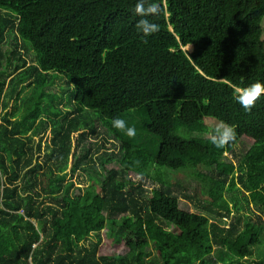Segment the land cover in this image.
Wrapping results in <instances>:
<instances>
[{"label":"trees","instance_id":"16d2710c","mask_svg":"<svg viewBox=\"0 0 264 264\" xmlns=\"http://www.w3.org/2000/svg\"><path fill=\"white\" fill-rule=\"evenodd\" d=\"M263 17L264 0H0V68L17 30L30 68L64 79L70 103L51 134L36 106L19 134L1 113L16 84L0 69V264H264V95L251 111L235 99L264 83ZM204 114L235 136L221 147L215 128L186 136L208 130ZM241 134L251 141L233 161ZM178 171L190 192L174 190ZM105 224L126 251H99Z\"/></svg>","mask_w":264,"mask_h":264},{"label":"rangeland","instance_id":"374dc122","mask_svg":"<svg viewBox=\"0 0 264 264\" xmlns=\"http://www.w3.org/2000/svg\"><path fill=\"white\" fill-rule=\"evenodd\" d=\"M21 42L25 45V50L21 48ZM183 48L190 50V47H187L186 45H184ZM2 50L6 58L0 69L6 72L7 75H12L14 77L12 83L16 84V88L7 95V103L1 110V113H6L7 117L11 121V124L16 125L19 134H25L28 132L31 123L36 119V117L32 115V111L36 106L38 108L39 115L48 118L50 121V127L47 129V135L51 134L54 130L58 129L59 120L65 111L70 109L68 95L65 94L62 98H60L59 91L60 87L64 83V79L60 78L54 72L47 74L42 72L39 68H30V65L33 66L36 64V60L33 56L30 44L20 38L17 30H8L6 32L5 43L3 44ZM11 50H15L16 55L13 59H11L10 64H7V57ZM33 71L34 75L32 74ZM39 98H42L47 102L46 107L39 103ZM201 121L208 126V130L206 132L192 131L185 135H213L211 128L217 129L222 126L221 122L217 121L209 114H204L201 117ZM250 141V137L246 134H241L232 148L233 153L236 155L234 156L229 152H225L226 155L235 161L238 155H240L239 153L246 149ZM176 175L177 178L181 180L184 179L185 181L179 185V187H177L176 184H173L174 190L176 191V188H179L181 191L184 190L185 192H190L192 188H190L189 185V178H186V175H184L182 171H178ZM130 176L132 179H139V181L147 187L146 191L148 190V187L151 184L149 180L135 173H130ZM84 177V172L78 170L72 178L74 181H80V183H82L86 182ZM90 182H93L96 188H98V183L95 179L90 180ZM235 193L238 194L240 198H245V195L243 194L245 192H242V190H237ZM177 196L178 204L182 208L189 211L202 212L201 209L194 205L193 200L183 197L180 194V191L177 192ZM249 207L253 210L254 214H262L257 207L253 205H250ZM209 219L222 225L227 224L228 222V218L224 216L217 217L209 215ZM120 234L121 232L117 230V228H112L108 224H105L100 231L101 242L99 244V251L101 253H118L126 251L127 245L118 239Z\"/></svg>","mask_w":264,"mask_h":264},{"label":"clouds","instance_id":"9594fccd","mask_svg":"<svg viewBox=\"0 0 264 264\" xmlns=\"http://www.w3.org/2000/svg\"><path fill=\"white\" fill-rule=\"evenodd\" d=\"M141 5H137V11L140 12ZM144 21L141 20L137 23V28L142 31L145 35H150L152 31L156 30V26L153 25L151 30L144 27ZM236 96L235 99L237 102L246 110L251 111V109L255 106L257 100L260 99L262 95H264V83L260 81H255L246 87L236 88L235 89ZM113 127L123 131L127 136L134 137L136 135V129L134 126H128L123 119L114 118L112 120ZM221 127L215 129V135L213 137L216 146L221 147L223 144L229 139L235 136V129L231 126L224 124L221 122Z\"/></svg>","mask_w":264,"mask_h":264},{"label":"water","instance_id":"95a60500","mask_svg":"<svg viewBox=\"0 0 264 264\" xmlns=\"http://www.w3.org/2000/svg\"><path fill=\"white\" fill-rule=\"evenodd\" d=\"M192 47H193V46H192V44H191L190 50L192 49Z\"/></svg>","mask_w":264,"mask_h":264}]
</instances>
